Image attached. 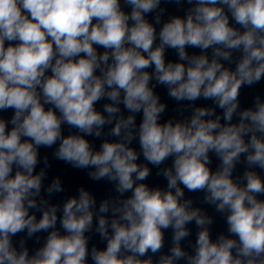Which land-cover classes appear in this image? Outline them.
I'll return each instance as SVG.
<instances>
[{"label":"clouds","instance_id":"obj_1","mask_svg":"<svg viewBox=\"0 0 264 264\" xmlns=\"http://www.w3.org/2000/svg\"><path fill=\"white\" fill-rule=\"evenodd\" d=\"M261 81L264 0H0V264H264Z\"/></svg>","mask_w":264,"mask_h":264}]
</instances>
